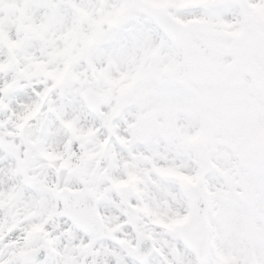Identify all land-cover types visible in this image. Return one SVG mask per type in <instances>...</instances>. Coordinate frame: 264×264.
Listing matches in <instances>:
<instances>
[{"label":"snow or ice","instance_id":"obj_1","mask_svg":"<svg viewBox=\"0 0 264 264\" xmlns=\"http://www.w3.org/2000/svg\"><path fill=\"white\" fill-rule=\"evenodd\" d=\"M0 264H264V0H0Z\"/></svg>","mask_w":264,"mask_h":264}]
</instances>
